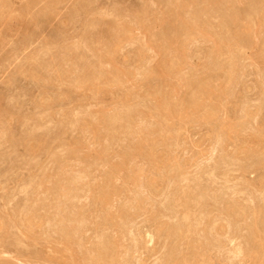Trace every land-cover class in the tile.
<instances>
[{"label":"rangeland","instance_id":"obj_1","mask_svg":"<svg viewBox=\"0 0 264 264\" xmlns=\"http://www.w3.org/2000/svg\"><path fill=\"white\" fill-rule=\"evenodd\" d=\"M263 28L264 0H0V264H264Z\"/></svg>","mask_w":264,"mask_h":264},{"label":"bare ground","instance_id":"obj_2","mask_svg":"<svg viewBox=\"0 0 264 264\" xmlns=\"http://www.w3.org/2000/svg\"><path fill=\"white\" fill-rule=\"evenodd\" d=\"M169 2H170V0H169ZM173 2V1H172ZM214 2V1H213ZM146 3H148V2H146ZM146 3H145V5H146ZM150 3V2H149ZM163 3V2H162ZM166 3V2H165ZM174 3V2H173ZM179 3H180V1H179ZM169 3H167V4H165V6H164V8H166V6L168 5ZM184 4V3H183ZM242 4V3H241ZM161 5V4H160ZM162 5H164V4H162ZM170 5V4H169ZM178 5V4H177ZM214 6V5H213ZM256 6V5H255ZM169 7V6H168ZM174 7V6H173ZM194 7V6H193ZM145 8V7H144ZM179 8V7H178ZM187 8V7H186ZM248 8V7H247ZM75 9V8H74ZM168 9V8H167ZM172 9V8H171ZM193 9V8H192ZM152 10V9H151ZM178 10V9H177ZM191 10V9H190ZM195 10V9H194ZM193 10V11H194ZM207 10V9H206ZM212 10V9H211ZM165 11H166V9H165ZM179 11V10H178ZM239 12V11H238ZM77 13V12H76ZM73 14V13H72ZM137 14V13H136ZM173 14V13H172ZM180 14V13H179ZM208 14V13H207ZM69 15V14H68ZM74 15V14H73ZM115 15V14H114ZM163 15V14H162ZM154 16V15H153ZM188 16V15H187ZM101 17V16H100ZM177 17H179V16H177ZM197 17V16H196ZM201 17V16H200ZM199 17V18H200ZM164 18V17H163ZM159 20V19H158ZM187 20V19H186ZM196 20V19H195ZM234 20V19H233ZM190 21V20H189ZM208 21V20H207ZM143 22V21H142ZM175 22V21H174ZM197 22V21H196ZM200 22V21H199ZM239 22V21H238ZM99 23V22H98ZM141 23V22H140ZM139 23V24H140ZM185 24H187L188 23V21L187 22H184ZM211 23V22H210ZM234 23V22H233ZM255 23V22H254ZM95 24V23H94ZM103 24V23H102ZM144 24V23H143ZM142 24V25H143ZM170 24V23H169ZM181 24V23H180ZM195 24V23H194ZM205 24V23H204ZM208 24H209V22H208ZM231 24V23H230ZM212 25V24H211ZM150 26V25H149ZM175 26H177V25H175ZM190 26V25H189ZM200 26V25H199ZM113 27V26H112ZM167 27V26H166ZM165 27V28H166ZM169 27V26H168ZM168 27L166 28V29H168ZM171 27V26H170ZM179 27V26H178ZM185 27H187V26H184V28ZM191 27V26H190ZM239 27V26H238ZM100 28V27H99ZM114 28V27H113ZM177 28V27H176ZM202 28V27H201ZM242 28H243V25H242ZM96 29H97V27H96ZM147 29V28H146ZM185 29H187V28H185ZM205 29V28H204ZM233 29V28H232ZM264 29V28H263ZM175 30V29H174ZM179 30V29H178ZM235 30V29H234ZM58 31V30H57ZM99 31V30H98ZM86 32V31H85ZM89 32V31H88ZM95 32V31H94ZM93 32V33H94ZM189 32V31H188ZM212 32V31H211ZM68 33V32H67ZM170 33H171V30H170ZM177 33V32H176ZM179 33V32H178ZM206 33V32H205ZM263 33V32H262ZM104 34V33H103ZM162 34V33H161ZM160 34V35H161ZM169 34V33H168ZM226 34H228V33H226ZM118 35V34H117ZM190 35V34H189ZM203 35V34H202ZM96 36V35H95ZM209 36H210V34H209ZM221 36V35H220ZM234 36V35H233ZM90 37V36H89ZM119 37V36H118ZM115 38V37H114ZM177 38V37H176ZM211 38V37H210ZM215 38V37H214ZM93 39V38H92ZM117 38H115V40H116ZM264 39V38H263ZM89 40V39H88ZM100 40V39H99ZM165 40V39H164ZM173 40V39H172ZM180 40V39H179ZM176 41V40H175ZM93 42V41H92ZM101 42V41H100ZM99 43V42H98ZM172 43V42H171ZM96 44H97V42H96ZM101 44V43H100ZM112 44V43H111ZM165 44H166V42H165ZM172 44H174V43H172ZM226 44H228V43H226ZM116 45V44H115ZM222 45V44H221ZM229 45V44H228ZM83 46V45H82ZM95 46V45H94ZM178 46V45H177ZM219 46V45H218ZM77 47V46H76ZM178 47H180V46H178ZM69 48V47H68ZM111 48V47H110ZM102 49V48H101ZM178 49V48H177ZM176 49V50H177ZM182 49V48H181ZM224 49V48H223ZM121 50V49H120ZM218 50V49H217ZM230 50V49H229ZM86 51V50H85ZM172 51V50H171ZM173 51H174V49H173ZM183 51V50H182ZM180 52V51H179ZM80 54H82V51H81V53ZM112 54V53H111ZM73 55V54H72ZM68 56V55H67ZM99 56V55H98ZM102 56V55H101ZM100 56V57H101ZM179 56V55H178ZM215 56V55H214ZM218 56V55H217ZM177 57V56H176ZM180 57V56H179ZM31 58V57H30ZM34 58V57H33ZM71 58V57H70ZM76 58H78V57H75V59ZM99 58V57H98ZM81 59V58H80ZM234 59V58H233ZM104 60V59H103ZM103 60H102V62H103ZM97 61V60H96ZM99 61H101V60H99ZM161 61V60H160ZM217 61V60H216ZM95 62V61H94ZM210 62V61H209ZM39 63H41V61L39 62ZM44 63V62H43ZM61 64V63H60ZM70 64V63H69ZM87 64V63H86ZM214 64V63H213ZM53 65H56V64H53ZM58 65V64H57ZM62 65V64H61ZM99 65V64H98ZM97 65V66H98ZM110 65V64H109ZM223 65V64H222ZM24 66V65H23ZM48 66V65H47ZM58 66H60V65H58ZM57 66V67H58ZM65 66V65H64ZM95 66V65H94ZM217 66V65H216ZM52 67V66H51ZM88 67H89V65H88ZM87 67V68H88ZM99 67H100V65H99ZM98 67V68H99ZM211 67V66H210ZM93 68V67H92ZM212 68V67H211ZM56 69V68H55ZM102 69H104V68H102ZM101 69V70H102ZM215 69V68H214ZM85 70V69H84ZM100 70V71H101ZM95 71V70H94ZM94 71H92V72H94ZM172 71V70H171ZM29 72V71H28ZM55 72V71H54ZM91 72V73H92ZM104 72V71H103ZM110 72V71H109ZM167 72V71H166ZM61 73V72H60ZM90 73V72H89ZM162 73H164V72H162ZM54 74V73H53ZM84 74V73H83ZM159 74V73H158ZM34 75V74H33ZM75 75V74H74ZM95 75V74H94ZM93 75V76H94ZM100 75V74H99ZM115 75V74H114ZM166 75V74H165ZM81 76V75H80ZM115 77V76H114ZM113 77V78H114ZM162 77V76H161ZM55 78V77H54ZM88 78H89V75L87 74L86 75V73H85V75L81 78V80H84V81H86V79L88 80ZM94 78V77H93ZM93 78L92 77H90L89 79H92L93 80ZM116 78V77H115ZM97 79V78H96ZM73 80V79H72ZM202 80V79H201ZM46 81V80H45ZM71 81V80H70ZM77 82V81H76ZM89 82L90 81H86V83L87 84H89ZM93 83V82H92ZM185 83V82H184ZM191 83V82H190ZM97 84V83H96ZM129 84V83H128ZM70 86V85H69ZM82 86V85H81ZM161 87V86H160ZM192 89V88H191ZM211 91V90H210ZM148 93V92H147ZM152 94V93H151ZM161 95V94H160ZM167 95V94H166ZM190 96V95H189ZM163 98V97H162ZM122 99V98H121ZM193 102H194V100H193ZM191 104V103H190ZM159 105V104H158ZM157 108V107H156ZM155 109V108H154ZM160 109V108H159ZM213 110H215V109H213ZM152 111V110H151ZM160 111V110H159ZM119 112V111H118ZM118 112H117V115H119L118 114ZM155 112V111H154ZM131 114V113H130ZM157 114V113H156ZM164 114V113H163ZM209 114V113H208ZM166 115V114H165ZM118 117V116H117ZM167 117V116H166ZM113 118V117H112ZM128 118V117H127ZM162 119H164V116L162 117ZM102 120V119H101ZM112 120V119H111ZM117 120V119H116ZM164 120H166V119H164ZM168 120V119H167ZM113 121H115L114 119H113ZM122 121H125V120H122ZM127 121V120H126ZM132 122V121H131ZM160 122V121H159ZM165 122V121H164ZM56 124V123H55ZM113 124V123H112ZM115 124V123H114ZM113 124V125H114ZM233 124V123H232ZM116 125H117V123H116ZM118 125H119V123H118ZM65 126V125H64ZM139 126V125H138ZM109 128V127H108ZM116 128V127H115ZM114 128V129H115ZM132 128V127H131ZM113 129V128H112ZM41 130V129H40ZM174 130V129H173ZM119 131V130H118ZM57 132V131H56ZM102 134V133H101ZM49 135V134H48ZM116 135V134H115ZM108 136V135H107ZM126 137V136H125ZM114 139V138H113ZM33 141V140H32ZM45 141V140H44ZM38 146V145H37ZM44 146V145H43ZM89 147V146H88ZM36 148V147H35ZM247 150V149H246ZM250 151V150H249ZM110 152V151H109ZM119 152V151H118ZM247 152V151H246ZM141 157V156H140ZM149 157V156H148ZM126 159V158H125ZM9 162V161H8ZM125 164V163H124ZM79 165V164H78ZM122 165V164H121ZM89 168V167H88ZM261 168V167H260ZM90 169V168H89ZM122 171V170H121ZM126 174V173H125ZM130 174V173H129ZM199 177V176H198ZM64 183V182H63ZM225 183V182H224ZM4 185V184H3ZM138 185V184H137ZM261 186V185H260ZM60 188V187H59ZM128 189V188H127ZM63 193V192H62ZM183 193V192H182ZM207 195V194H206ZM181 196V195H180ZM180 198V197H179ZM185 198V197H184ZM262 198V197H261ZM132 200V199H131ZM144 201V200H143ZM182 201V200H181ZM101 202V201H100ZM179 202V201H178ZM184 203H185V201H184ZM196 204V203H195ZM204 204V203H203ZM60 206V205H59ZM185 206V205H184ZM135 207H137V206H135ZM198 207V206H197ZM133 209V208H132ZM174 209V208H173ZM181 210V209H180ZM142 211V210H141ZM178 211V210H177ZM230 212V211H229ZM202 215V214H201ZM54 216V215H53ZM128 216V215H127ZM154 216V215H153ZM248 216V215H247ZM257 216V215H256ZM34 220V219H33ZM262 220V219H261ZM11 221V220H10ZM185 221V220H184ZM4 222V221H3ZM19 222V221H18ZM71 222H73V221H71ZM183 222V221H182ZM187 222V221H186ZM29 223V222H28ZM254 223H255V220H254ZM215 224V223H214ZM6 225V224H5ZM182 225V224H181ZM189 226V225H188ZM194 226V225H193ZM192 226V227H193ZM0 227H3V224H2V222L0 221ZM7 227V226H6ZM12 227V226H11ZM25 227V226H24ZM21 228V227H20ZM187 228V227H186ZM157 229V228H156ZM163 229V228H162ZM253 229V231H252V236H253V238L254 239H257L258 238V234H256V230L254 229V228H252ZM28 230V229H27ZM31 230V229H30ZM29 230V231H30ZM180 230V229H179ZM194 230V229H193ZM33 231V230H32ZM188 231V230H187ZM180 232V231H179ZM183 232V231H182ZM189 232V231H188ZM187 232V233H188ZM19 234V233H18ZM69 234V233H68ZM187 235V234H186ZM189 236V235H188ZM188 236H186V237H188ZM260 236V235H259ZM166 238H167V236H166ZM169 238V237H168ZM16 240V239H15ZM194 240V239H193ZM260 240V239H259ZM63 243V242H62ZM261 243V242H260ZM66 244V243H65ZM198 245V244H197ZM97 247V246H96ZM223 248V247H222ZM237 250V249H236ZM262 256V255H261ZM72 257V256H71ZM188 258H190V257H188ZM193 259V258H192ZM82 260V259H81ZM61 261V260H60ZM178 261V260H177Z\"/></svg>","mask_w":264,"mask_h":264}]
</instances>
